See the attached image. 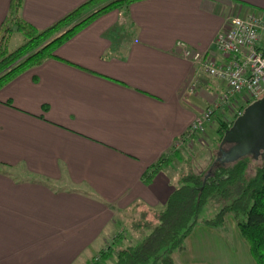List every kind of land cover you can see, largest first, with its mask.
I'll list each match as a JSON object with an SVG mask.
<instances>
[{"label": "crops", "instance_id": "0c3cea01", "mask_svg": "<svg viewBox=\"0 0 264 264\" xmlns=\"http://www.w3.org/2000/svg\"><path fill=\"white\" fill-rule=\"evenodd\" d=\"M85 1L22 0L20 16L45 29ZM10 3L0 0V25ZM249 14H264V0H135L99 14L56 57L0 88V264H86L109 245L136 243L125 223L135 212L156 219L187 169L196 172L186 151L208 147L214 119L239 117L251 103L235 97L184 139L226 83L176 43L222 60L216 34ZM232 125L221 122L224 133ZM234 143L206 150L204 164L262 157L250 150L232 158ZM163 156L169 164L145 182ZM226 225L196 224L175 263L256 264L236 224Z\"/></svg>", "mask_w": 264, "mask_h": 264}, {"label": "trees", "instance_id": "16d2710c", "mask_svg": "<svg viewBox=\"0 0 264 264\" xmlns=\"http://www.w3.org/2000/svg\"><path fill=\"white\" fill-rule=\"evenodd\" d=\"M135 0H86L45 29H38L20 16L22 0H11L10 10L0 25V88L21 72L56 57L54 49L96 16L113 8L126 10ZM15 32L25 42L10 50L8 42ZM221 141L224 129L218 128ZM252 165L249 157L212 166L203 174L188 173L156 210L157 224L135 244L116 249L109 245L86 264H176L174 251L185 249L193 227L204 225L227 232L226 217L231 214L256 264H264V156ZM254 160V159H253ZM257 160V159H256ZM169 157H161L144 174L150 183L166 167ZM251 168L252 175L248 177ZM209 200L224 202L214 216L199 219Z\"/></svg>", "mask_w": 264, "mask_h": 264}, {"label": "built area", "instance_id": "2783aa9c", "mask_svg": "<svg viewBox=\"0 0 264 264\" xmlns=\"http://www.w3.org/2000/svg\"><path fill=\"white\" fill-rule=\"evenodd\" d=\"M264 14H249L232 17L215 38L214 45L222 60L207 53L189 48L178 41L183 54L197 63L207 75L226 83V90L218 101L205 109L192 121L184 139L204 132L213 113L237 96L253 102L264 95Z\"/></svg>", "mask_w": 264, "mask_h": 264}, {"label": "rangeland", "instance_id": "374dc122", "mask_svg": "<svg viewBox=\"0 0 264 264\" xmlns=\"http://www.w3.org/2000/svg\"><path fill=\"white\" fill-rule=\"evenodd\" d=\"M25 42V37L23 36V34H21L20 32H15L14 34H12L9 42H8V49L13 50L17 47H19L20 45H22ZM264 97V95H262ZM237 105V104H236ZM233 106V109H235V106ZM252 102L245 104L243 109H242V113L244 115L247 116V118L253 119L254 115H258V110L254 109L253 107H251ZM235 115L234 113L228 112L226 113L223 117H216L214 119V122L209 126L207 133V137H208V147H202L200 145H196L193 149H188L186 151V155H187V159L189 164L194 163V165H196V172H194L195 174H203L204 172H207L209 169H211V167L214 164V161H209L206 164H204V158L206 157V150H209L211 153L214 154V151L216 153V150L219 146V144H222L225 142V146H229L230 144H232V142H235V146H234V150L232 155H236L237 153H242L243 151H249L251 148V144L244 142L243 140V135L238 132L237 130L235 132H233L230 136H228V133H226V137L223 139V142H219L218 140V134L216 129H218L220 127V123L223 121H229V122H233L234 125L236 123V118H234ZM214 126V128L212 130H210L211 126ZM216 149V150H215ZM205 150V151H202ZM212 160L213 157H211ZM250 159H252L251 156H249ZM260 161V159H252V165L258 164ZM190 173V171H188L187 169V174ZM248 177L252 175V170L251 168H249L248 170ZM223 204H225L224 202L220 201L217 202L215 200H209L208 203L206 204V206L204 207V210L202 211V213L200 214L199 219H203V218H210L212 216H214V214L217 212V210L220 208V206H222ZM156 217V215H155ZM130 222H126L125 223V229H126V235H130L129 233H131V230L133 232V236L141 241L143 239L144 236H146L149 232H151V230L155 227V225L157 224V219L153 218V215L151 213H149V215L146 214H141L140 212H135V215L131 217L130 220H128ZM146 221V222H144ZM227 221L229 223H235V220L233 219L232 215L229 214L226 217V223ZM134 223V225H132ZM145 224L147 225V227L145 228L144 226L143 229L141 228V225ZM132 226V228H131ZM141 228V229H140ZM143 231V232H142ZM129 232V233H128ZM134 241L132 243H137L139 241ZM128 244V243H125ZM130 245V244H128ZM127 245H116L117 249L123 248ZM175 252L173 253V255H175Z\"/></svg>", "mask_w": 264, "mask_h": 264}, {"label": "water", "instance_id": "95a60500", "mask_svg": "<svg viewBox=\"0 0 264 264\" xmlns=\"http://www.w3.org/2000/svg\"><path fill=\"white\" fill-rule=\"evenodd\" d=\"M251 107L258 110L257 111L258 115H254V118L249 120L247 116L242 113V115L236 119L237 121L235 125L233 123L231 129L227 130L224 133L221 143L223 142V139L226 137L227 132H229L228 136H230L233 132L237 130L243 135L242 138L244 142L251 144L250 150H252L256 155L259 153L260 150H262V156H264V97L254 100L252 102ZM252 122H255V125L257 127L255 128L256 131L254 133H252L254 130L248 132V128H247V126H249ZM236 155H231V156L232 158H234V156Z\"/></svg>", "mask_w": 264, "mask_h": 264}, {"label": "flooded vegetation", "instance_id": "af4514ba", "mask_svg": "<svg viewBox=\"0 0 264 264\" xmlns=\"http://www.w3.org/2000/svg\"><path fill=\"white\" fill-rule=\"evenodd\" d=\"M262 98V97H261ZM261 120V119H260ZM262 121V120H261ZM247 128H248V132L249 131H253L252 133H254L255 131H256V129L255 128H257L256 127V125H255V122H252L249 126H247ZM250 141V140H249Z\"/></svg>", "mask_w": 264, "mask_h": 264}]
</instances>
